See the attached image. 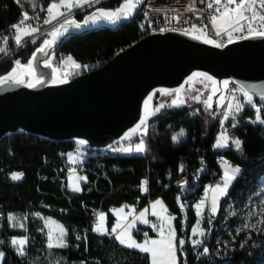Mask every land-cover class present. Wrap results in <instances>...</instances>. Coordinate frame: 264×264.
<instances>
[{
    "label": "trees",
    "instance_id": "trees-1",
    "mask_svg": "<svg viewBox=\"0 0 264 264\" xmlns=\"http://www.w3.org/2000/svg\"><path fill=\"white\" fill-rule=\"evenodd\" d=\"M123 0H103L95 7L117 8ZM93 8V7H91ZM23 8L18 0H0V47L6 51L0 53V76L7 73L17 59L27 61L42 41L28 43L16 50L14 37H11L12 26L22 20ZM85 12L77 14L81 19ZM7 37V44L3 39ZM136 38L133 24H125L118 31L108 29L90 32L83 36L69 39L61 52L71 55L82 63L109 61L120 47ZM8 52H12L7 55ZM160 95L154 101L155 109L159 105ZM255 104L264 107V101ZM254 112L244 109L241 119L231 127L233 139H239L242 147H233L225 151L214 148L216 135L220 131V113L212 114L204 103L194 102L190 105L172 107L165 105L155 111L152 119L144 127V135L136 134L130 143L136 144L146 140V152L128 157L105 158L108 168L107 179L98 178L95 163L90 160L93 171L86 174L87 182L82 184L80 192L62 189L57 179L65 176L59 173L62 161L74 146L65 142H51L41 138H26L22 133L4 138L0 143V251L4 252L3 264H151L150 255L120 245L110 238L115 224L112 209L124 205L134 207L137 211L148 205V199L137 189L143 179L150 178L151 198H161L169 211L175 215L176 241L179 264H195V254L190 245L191 230L197 221L194 208L184 213L179 208L180 187L168 184V176H178L182 167L190 170L198 166V159L207 157L211 150L224 153L229 159L242 165L239 178L232 185L228 197L238 202L251 193L248 176L251 172L264 168V124L252 125L249 120ZM183 131V138L173 142L172 137ZM118 166L119 171L110 170ZM222 176V169H218ZM22 173L23 177L11 181L9 174ZM183 172V171H182ZM212 179L210 173L199 176L198 186L186 195L195 200L206 189ZM138 200H140L138 202ZM217 216L212 237L207 242L209 252L198 264H264V228L258 232L244 229L232 230V236L226 234L224 227V205ZM44 211V220L31 219L26 230H19L10 224L9 217L17 216L29 206ZM92 210L105 214L108 233L99 235L93 229ZM56 219L65 225L67 230V247H47L45 222ZM233 226L235 219H229ZM85 230L87 232H85ZM147 233V236H145ZM221 234L223 242L233 244L234 250L225 258L220 257L213 245L214 238ZM81 239L77 240V236ZM25 236L28 245L24 255H18L16 247L11 245L14 237ZM138 241L154 238L156 234L150 227H139L134 233ZM233 240V243L231 241ZM185 244L180 247L178 241Z\"/></svg>",
    "mask_w": 264,
    "mask_h": 264
},
{
    "label": "water",
    "instance_id": "water-1",
    "mask_svg": "<svg viewBox=\"0 0 264 264\" xmlns=\"http://www.w3.org/2000/svg\"><path fill=\"white\" fill-rule=\"evenodd\" d=\"M144 3L145 0H141L131 18L115 25L100 21L82 29H70L48 50L47 57L37 52L41 43L26 62H21L27 64L35 53L37 60L32 61V67L35 77L42 78L44 83L35 87L14 83L0 86V143L10 135L21 133L51 142L70 143L90 152L104 150L114 142H129L152 119L158 94L175 92L177 105L172 103L173 107L185 105L184 91L195 80L203 78L195 76L197 72L206 73L217 81L213 84L208 80L212 99L211 107L206 105L213 114L225 107L231 86L243 85L253 99V104L248 105L244 97L245 108L255 114L249 123L261 125L256 117L264 119V107L255 102L261 101L264 95V38L239 39L217 48L203 42V32L189 35L178 29L156 32L92 71L75 77L69 71L67 83L59 82L64 75L54 62L69 39L104 29L116 32L136 18ZM199 4L202 6L203 0H199ZM96 9L85 13L81 19H68L83 24L86 16ZM46 59L51 67H45ZM24 71V68L17 69L18 74ZM22 78L28 80L26 76ZM225 81L229 83L225 85ZM257 107L261 109L259 113L255 110ZM80 140L86 143L81 145Z\"/></svg>",
    "mask_w": 264,
    "mask_h": 264
},
{
    "label": "snow or ice",
    "instance_id": "snow-or-ice-1",
    "mask_svg": "<svg viewBox=\"0 0 264 264\" xmlns=\"http://www.w3.org/2000/svg\"><path fill=\"white\" fill-rule=\"evenodd\" d=\"M141 0H123V2L115 9V10H107L104 8H97L95 12L91 13L90 15L86 16V18L83 21V24L77 22L75 19H66L63 23L59 25V27L55 28L53 31L48 33V35L51 37V39H44L43 44L41 47L37 49V52L43 54L44 56L49 55V49H51L57 42V40L64 36L66 33L69 32L70 29H82L84 26L88 25H96L100 21H106L110 24H117L121 20H127L131 18L134 15V12L136 8L139 6ZM102 3V0H52V2L47 7L46 11L48 13V18H46L43 23L44 24H50L53 20H56L60 16H64L66 13H72L73 8H83L85 5H88L91 7L93 4H100ZM222 0H215V4L217 6L221 5ZM234 6V7H232ZM35 7V5H33ZM209 8L213 7L212 3H209ZM61 9H64V11H61ZM41 11H44L43 8H41ZM215 11L217 15H213L211 17V23L213 28L215 29V35L216 36H227V43H234L236 39H249V38H264V0H226V4L224 5L223 11H221L220 7H216ZM231 14V15H230ZM23 20L19 21L18 24L13 25L12 28L15 29L16 34L14 36L15 44L17 46H22V35L20 25L24 23V21L31 19L28 16L27 12L22 13ZM37 20H39V17H36ZM173 19H176L177 22L179 21L178 17H174ZM199 19V17L197 18ZM259 21V23H257ZM31 30L24 31V35L30 36L35 33H38L40 31L39 26L32 27L31 25L28 26ZM207 25H205V28ZM172 29H162V31H169ZM192 30H199L203 32V29H198L197 25H192L191 30L190 29H184L183 33L185 35L191 34ZM236 33H239L240 35L238 37L235 36ZM244 33H247L245 35ZM198 38V37H193ZM7 37L3 39V43L7 44ZM35 43V40L32 41ZM206 44H211L214 47H222L223 45L221 43H218L216 40L208 38L207 34L205 33V38L203 40ZM6 49L4 47H0V53H4ZM69 60H72L71 57L68 58ZM37 60V56L34 53L31 57V60L27 64H22L19 59L15 61V66L5 75L0 76V86L4 85L5 83H14V84H24L26 87H35L37 84H43L44 80L42 78L35 77V71L32 67V61ZM73 67L77 70L81 68V65L79 63H76L75 61L72 62ZM45 67H51V64L46 59L44 61ZM18 68H24L25 71L23 74H18L17 69ZM55 69H53V72L55 73ZM198 77H203L209 81H211L213 84H216L217 81H215L211 76L207 75L206 73H200L197 72L194 74ZM22 76L28 77V80H25L22 78ZM67 73H64V78L60 79V83H67ZM53 83H56V80H53ZM229 82L225 81L224 84L227 85ZM244 97L246 98L247 104L252 105L253 99L252 96L248 94L247 91H245L244 86L241 85L239 89ZM215 93V89H213V94ZM151 98V97H149ZM195 99L199 100V97H195ZM212 97L209 96L208 101L205 103L208 105V107H211V104L209 103L211 101ZM223 99V97H221ZM235 99V98H234ZM261 101H264V95L261 96ZM173 105H177V101H172ZM223 106V105H222ZM163 107V105H161ZM242 108L241 104L236 105V112H239ZM256 112L259 113L261 109L257 107ZM228 113H233L232 105H228ZM228 119V115H225V120ZM233 119L235 117L233 116ZM256 119L259 121L260 124H264V119L260 118L259 115H257ZM143 124V121H141ZM232 127H235V124L232 125ZM180 136H183V131L180 132ZM173 142H177V137H172ZM229 137L225 136L223 133L221 134L220 139L216 142L215 147L221 148V147H228L229 146ZM235 144V147L237 150H239L242 147V142L239 139H234L232 141ZM79 143L81 145L85 144L86 141L80 140ZM116 151H122L126 153H131L133 151L132 147L127 148H116L114 149ZM135 152L141 153L146 151V145L143 140H141L138 144L135 145ZM240 172V169L238 167H230L224 170L223 172V182L222 184H217L214 186V188L211 189L213 195H212V201H211V213L212 215H216L218 212V198H223L226 196L230 185L236 180L237 174ZM22 173H13L11 175V179L13 181L20 180L22 178ZM80 179L86 181V177H81ZM145 186L147 184V181L142 182ZM187 183L186 181L184 182ZM183 187V185H182ZM146 190V187H145ZM72 191L74 192H80L82 191L81 187L79 185H75L72 187ZM206 201H201L199 205H197V208L200 209L205 205ZM157 205H161V201L157 200L152 205L153 208H155ZM181 207H183V204H181ZM121 212L124 211L123 208L120 209ZM147 211V210H145ZM153 216H156L157 213L155 211L152 212ZM144 216V212L140 213V218ZM105 219V216L103 213L99 214V220L102 222ZM9 220H15L14 217H9ZM135 219L132 221V224H129L127 227H132L133 224H135ZM49 223H55L54 221H49ZM143 223L148 224V220H143ZM169 225L168 231L165 237V233L163 230V224L156 225L152 224L151 227L155 230H157L160 235L161 239H145L142 242H137L132 234L127 231V228L124 232L116 236V239L119 241V243L123 246H126L130 249L138 250L142 253H147L151 257V264H177V241H176V233L173 227L171 226V218H169L167 221H165ZM20 227H23V225H19ZM60 227V235L54 236L51 231L47 233V247L48 248H64L67 247V241L64 239V237L67 235L66 231L63 229V226ZM96 232L101 233L102 235L109 234L105 229L102 223H97L95 228L93 229ZM117 229L113 227L111 229L112 233H115ZM192 235L199 234L200 236L204 235V231L202 229L193 228ZM145 236H147V233H145ZM77 240L81 239L80 236L76 237ZM0 243H3L0 241ZM28 243L27 238H14L11 240V245L16 247V252L18 255H24V246ZM202 243L201 240H195V245H200ZM178 244L180 247H182L185 244V241L183 239L178 241ZM209 252V249L207 247L203 248V253L207 254ZM5 254L4 252L0 251V264H3Z\"/></svg>",
    "mask_w": 264,
    "mask_h": 264
},
{
    "label": "built area",
    "instance_id": "built-area-1",
    "mask_svg": "<svg viewBox=\"0 0 264 264\" xmlns=\"http://www.w3.org/2000/svg\"><path fill=\"white\" fill-rule=\"evenodd\" d=\"M209 3L213 4L212 8L208 7ZM225 4H226V0H222L221 5L219 6L215 4V0H203L202 6L199 4V0H145L144 5L142 9L139 11V14L136 16V18L133 19L131 22L126 23V24H133L135 26L136 28L135 40L117 49L114 56H116L117 54L124 51L125 49L136 43L137 41L147 37L152 33L161 32L162 29L184 30L187 28L191 30V26L194 24L197 25L198 29H203L204 30L203 33H206L214 40H216L218 43L225 45L227 43V36L226 35L216 36L215 29L213 28L211 23V17L213 15H217L215 8L220 7L221 11H223ZM174 17H178L179 21L177 22L176 19H173ZM198 17L199 19H197ZM257 23H259V21H257ZM124 25H122L120 28H122ZM205 25H207L206 28ZM13 30L14 29H12V32ZM191 32H201V31L192 30ZM244 34L247 35V33ZM239 35H240L239 33L235 34L236 37H238ZM69 57H71L72 60H69L68 59ZM73 61L81 65V68L79 70L73 67L72 64ZM54 63L62 75H64V73L71 71L72 77L90 72L93 69L101 66L99 62H94V63L79 62L75 60L71 55L61 51L56 55V59ZM239 89L240 88L236 86H231L228 92V100L232 99L235 102V107L237 104L242 105L241 110L239 112H236L231 117L232 121L234 122H237L239 119H241L245 109V98L243 93ZM233 116L235 117V119H233ZM22 134L26 138H30V137L38 138L36 136L27 133H22ZM143 141L146 145V140ZM135 145L136 144L129 142H123L118 144L114 142L113 144H109L106 149L95 152L87 151L80 146H74L73 148L74 152L79 157L82 158V161L78 163H70L67 158L62 161V165L59 169V173L65 172L66 174L64 177H60L59 174L57 175V179H59V181L62 183V189L66 191H72L73 184L69 180V177L71 175L74 174L86 175L89 172L93 173V171L89 167L90 160H92L95 163V166L97 168L98 178L107 179L108 168L106 166V163L104 162V159L139 155L140 153H137L134 150ZM127 147H132L133 151L131 153H126V152L114 150L116 148H127ZM226 164H228V166L230 167H238L240 171L243 170L242 165L240 163L229 159L224 153L218 154L215 151L211 150L207 157L198 159L197 167H194L190 170H186V167L184 166L182 167V170L180 171L178 176H168V184L166 185V187L169 184H172L173 186L180 187L183 190L181 194V200L178 206L182 211H184V213H187L189 209L196 207L197 205L200 204L201 201H204L207 198L208 193H210L211 189L215 185L222 184L223 179L222 176L218 175L217 168L223 170V167ZM110 170L113 172H117L120 170V168L118 166H112ZM208 172L210 173L212 179L207 184L206 189L202 191L195 200L186 198V195L192 192L198 186L199 176L202 173H208ZM13 173H18V172H13ZM13 173L9 174V179L11 181H13L10 178ZM143 181H147L146 186L143 183H141V185L138 186L137 189L141 191V194L143 196L147 197L149 204L153 201L151 198L153 192L150 188L149 176L143 179ZM185 181L187 182L186 184L184 183ZM139 201L140 200H138V202ZM181 204H183V207H181ZM100 213H101L100 210H92L91 212V218L93 220V225L95 226L99 221ZM166 217L173 219L176 218V215L172 211H168ZM14 218H15L14 226L17 229L24 231L27 228V223L29 220L31 219L44 220L45 213L44 211L35 208L33 205H29L23 213L14 216ZM207 222L208 225L210 224V226L204 238L202 239L193 238L190 240V245L193 248V252L196 257L195 264H198L201 260H203L205 255L208 254V253L207 254L203 253V248L207 247V242L212 237L214 224L210 223L209 220ZM19 225H23V227H20ZM85 232L87 231L85 230ZM195 240H201L202 243L200 245H195L194 244Z\"/></svg>",
    "mask_w": 264,
    "mask_h": 264
},
{
    "label": "rangeland",
    "instance_id": "rangeland-1",
    "mask_svg": "<svg viewBox=\"0 0 264 264\" xmlns=\"http://www.w3.org/2000/svg\"><path fill=\"white\" fill-rule=\"evenodd\" d=\"M51 2H52V0H18V3L23 8V11L27 12L28 16L31 19L24 21V23L20 25V29H21L20 34L22 35V46H18V48L16 50L24 47L28 43H33L32 42L33 40L37 41L40 37H42L43 39L39 44V46H40L41 43H43L44 39L49 38L48 33L54 27H56L60 22L66 20L68 18H71V17H77L78 13H81V12L87 13V12H90V11L94 10L95 8L99 7V6L95 7L98 4H93L91 6L93 8L89 7L88 5H85L83 8H73L72 13H66L64 16H60L56 20H53L50 24H44L43 21L46 18H48V13H47L46 9ZM57 2H58V0H57ZM33 5H35V7H33ZM41 8H43L44 11H41ZM61 11H64V9H61ZM37 16L39 17V20L36 19ZM22 20H23V18H22ZM29 25H31L32 27L39 26L40 31L38 33H35L33 35H30V36L24 35L25 30H27V31L31 30L28 27ZM15 34H16V31L14 29L10 36L14 37ZM11 53L12 52H8L7 55H10ZM19 60L21 62H26V61H23L21 59H19ZM209 94H210V83L208 82V80L203 79V78L197 79L190 86H188L186 88V90L184 91L185 105H190L194 102L202 101L204 103L206 109L209 112H211V110L208 109V107L205 103L208 100ZM158 95H160L159 105L155 109V111H157L159 108H161V105H163V106L168 105V106L173 107L172 101L176 98L175 92L160 93ZM197 96L199 97V100L195 99V97H197ZM227 102H228V103H226L227 105H225L224 108L218 110V112H217V113H220V124H219L220 131L216 135L215 144L220 139L222 133L225 136L230 138L229 142H228L229 143L228 147L218 148L219 150H222V151H225L230 147H233L234 149H236L235 144L232 142L234 139L232 138L231 133H230V130H231L230 128L235 123L234 121H232L231 117H232V115H234L236 113V111H235L236 107H235V102L232 99L228 100V96H227ZM229 104H231L232 108H233L232 114L228 113V105ZM225 115H228L227 120H225ZM145 129L146 128H143L138 133V135H144L146 133ZM182 138H183V136L177 135V142H179ZM142 140H144V139H142ZM131 141H129V143ZM143 153L144 152H141V154H143ZM73 156H74L73 154L70 155V160L75 161ZM227 168H230V166H228V164H226L223 167L222 171L224 172V170ZM223 172H222V179H223ZM241 174H242V172L240 171L237 174L236 179L239 178L241 176ZM80 177H85V175L74 174V175H71L69 177V180L71 181V183L73 182V183H75V185H78V183L80 181ZM234 182L230 185L226 196H224L223 198H218V205H217L218 206V212L216 215H212V213L210 211L212 195H213L212 191H210V193H208L207 198L204 200V201H206V203L202 208L198 209L197 206L195 207L196 211L198 213V218H197V221H196L195 225L193 226V228H197L198 230L202 229L204 231V235L200 236L199 234H197L194 236V235H192V232H191L190 237H189V241L193 238H196V239L204 238V236L206 235V232L210 226V224L208 225L207 221L209 220L210 223L215 224L217 216H218L219 211L221 209V202L223 199H226V201H225L224 205L222 206V209L224 210V216H225L224 221L222 223H225L224 230H225L227 235L232 236V230H236L237 232H240L244 229H247V230H252V231L258 232L264 228V168L259 169V170H255L249 174L248 186H249L251 194L247 198H244L238 202H235L231 198L228 197V193H229L232 185L234 184ZM168 211L169 210H166L167 213H168ZM229 219H235L236 220V222L233 226H231L230 222H228ZM98 223H101V221L99 220ZM55 224H56V227L62 226L60 223H57V222H55ZM54 229H56V228H54ZM56 231L59 232V229L57 228ZM161 238L162 237L160 235L157 240H159ZM164 238H166V234H165ZM231 241L233 243L232 238H231ZM213 245H215V250L217 251L218 255H220V257H223V258L227 257L234 250L233 244H230L227 240H225L223 242L221 234L216 235V237L214 238Z\"/></svg>",
    "mask_w": 264,
    "mask_h": 264
},
{
    "label": "crops",
    "instance_id": "crops-1",
    "mask_svg": "<svg viewBox=\"0 0 264 264\" xmlns=\"http://www.w3.org/2000/svg\"><path fill=\"white\" fill-rule=\"evenodd\" d=\"M139 143V142H138ZM137 143V144H138ZM214 148L216 150H219L218 148L215 147L214 145ZM146 151H144L145 153ZM143 153V154H144ZM73 154L74 156V159L75 161H72L70 160V155ZM141 154V153H140ZM78 160H77V159ZM67 159L70 163H78V162H81L82 161V158L79 157L75 152L74 150H71L67 153ZM73 159V158H72ZM80 160V161H79ZM23 177V176H22ZM86 177V175H85ZM81 178V177H80ZM87 182V178H86V181L85 180H82L80 179L78 185L79 187L82 186V184L86 183ZM73 186H75V183H73ZM157 200H160L161 201V205H157L155 208L152 207V205L155 203V201ZM123 208L124 211L121 212L120 209ZM195 208V207H194ZM147 210V211H145ZM166 210H168V208L166 207L165 203L163 202V200L161 198H157L155 200H153L151 203H149L147 206H145L144 208H142L141 210H136L134 207H131V206H127V205H124L122 207H119V208H114L112 209V214L114 215L115 217V224L113 227H115L117 229V231L115 233H112L110 235V238L112 239H115L118 243L119 241L116 239V236L121 234L122 232L125 231V229L127 228V231L130 232L133 236V238L137 241V242H140L138 241L135 236H134V233L136 231H138L139 227H151L152 224H156V225H161L163 224V230H164V233L167 234V231H168V227L169 225L167 223H165V221H167L169 218L166 217L167 215V212ZM155 211L157 213L156 216H153L152 215V212ZM195 211V214H196V217L198 218V213L196 211V208L194 209ZM141 212H144V216L142 218H140V213ZM105 216V214H104ZM135 219V224L132 225V227H127L129 224H132V221ZM143 220H148L149 223L148 224H145L143 223ZM49 221H54V222H57V223H60L62 226H63V229L66 231L67 233V230L65 228V225L60 222L59 220H56V219H49L45 222V230H46V235L49 231H51L53 233L54 236H59L60 235V227H56V224L55 223H49ZM104 226V229L108 232V229H107V220H106V216H105V219L101 222ZM10 224L12 227L16 228L14 226V220H10ZM171 226L173 227V229L175 230V233H176V229H175V218H171ZM53 227V228H52ZM56 228V229H54ZM57 228L59 229V232H57ZM193 229V228H192ZM20 230V229H19ZM152 230L154 231V233L156 234V236L154 238H149V239H158L160 234L157 230L153 229ZM192 232V231H191ZM99 235H102L101 233L97 232ZM107 235V234H105ZM105 235H102V236H105ZM14 238H27L25 236H19V237H14ZM12 238V239H14ZM11 239V240H12ZM64 239L67 241V235L64 237ZM28 241V240H27ZM142 242V241H141ZM120 244V243H119ZM28 243L24 246V252H25V249L27 247ZM121 245V244H120ZM123 246V245H122ZM126 247V246H124ZM55 248V247H54ZM128 248V247H127ZM50 249V248H49ZM53 249V248H51ZM135 250V249H134ZM151 258V257H150ZM177 264H179V257H178V250H177Z\"/></svg>",
    "mask_w": 264,
    "mask_h": 264
}]
</instances>
